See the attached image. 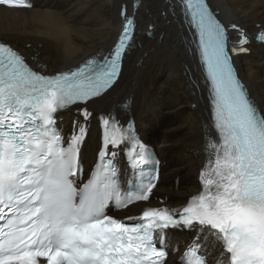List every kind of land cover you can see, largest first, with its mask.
<instances>
[{"label": "snow or ice", "instance_id": "6c2138e0", "mask_svg": "<svg viewBox=\"0 0 264 264\" xmlns=\"http://www.w3.org/2000/svg\"><path fill=\"white\" fill-rule=\"evenodd\" d=\"M178 3L196 30L211 85L216 135L206 138L202 190L180 209L147 207L138 217L115 218L106 212L110 202L124 208L147 201L154 187L121 192L107 158L109 144L127 140L133 163L144 159L131 124L109 129L104 120L105 150L82 187L78 154L86 129L65 147L55 127L58 110L87 104L114 82L132 20L126 17L111 59L54 75L33 70L0 42V264H166L170 227L195 232L181 264H264V114L237 79L226 28L205 0ZM0 5L31 7L28 0Z\"/></svg>", "mask_w": 264, "mask_h": 264}, {"label": "bare ground", "instance_id": "6f19581e", "mask_svg": "<svg viewBox=\"0 0 264 264\" xmlns=\"http://www.w3.org/2000/svg\"><path fill=\"white\" fill-rule=\"evenodd\" d=\"M30 1V10L0 6V41L12 45L38 71L50 74L110 53L126 15L135 18L134 42L118 82L96 100L58 114L59 127L70 131L73 121L85 127L86 154L82 151L81 158L87 165L100 149L102 118L117 117L125 124L134 119L142 139L166 163L154 198H164L166 206H184L200 190L199 173L208 159L206 138L216 133L195 30L178 0ZM207 1L227 26L239 77L264 114V46L255 42L264 28V0ZM153 206L162 204L136 205L125 214L137 216ZM172 236L188 237L185 232Z\"/></svg>", "mask_w": 264, "mask_h": 264}, {"label": "rangeland", "instance_id": "374dc122", "mask_svg": "<svg viewBox=\"0 0 264 264\" xmlns=\"http://www.w3.org/2000/svg\"><path fill=\"white\" fill-rule=\"evenodd\" d=\"M158 112V108H157V111ZM85 152V153H84ZM83 154L85 155L86 154V151L84 150L83 151ZM85 161H86V158H85ZM163 163V162H162ZM164 167V169L166 168V163H165V166H164V163L162 164V168ZM164 169H163V174H164Z\"/></svg>", "mask_w": 264, "mask_h": 264}]
</instances>
